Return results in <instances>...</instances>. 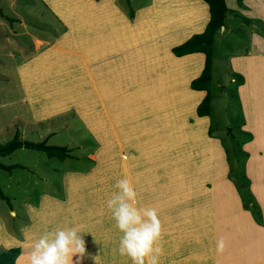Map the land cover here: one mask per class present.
I'll use <instances>...</instances> for the list:
<instances>
[{
  "label": "crops",
  "instance_id": "obj_1",
  "mask_svg": "<svg viewBox=\"0 0 264 264\" xmlns=\"http://www.w3.org/2000/svg\"><path fill=\"white\" fill-rule=\"evenodd\" d=\"M43 2L66 27L63 33L58 31L53 36L46 28L38 27L39 24H34L36 28H33L18 15L12 21L0 15V91L17 84L21 91L18 101L23 106L19 116H12L11 121L24 119L21 113L36 119L72 105L101 147L96 155L100 168L88 177H69V180L96 188L95 176L102 169L104 175H112L110 177L116 180L131 181L134 176L140 183L143 161L150 172L161 161L176 157L170 153V140L171 131L185 120L179 103L191 100L194 108L189 112L196 116L195 107L204 95V90L189 88V81L201 71L203 53L174 56L169 47L203 30L209 18L207 3L203 0H151L128 20L113 0ZM224 4L228 11L212 44L228 46L221 51L228 82L236 75L241 77V83L232 87L241 114L238 132L248 135L238 145L245 154L241 171L260 212L257 222L242 207L232 182L225 179V175L222 177L232 186L244 217L240 222L237 219L236 228V245L241 255L248 252L252 237H260L256 245L264 250V0H224ZM240 35L246 41L239 48L233 41ZM48 41H51L50 46L41 47ZM11 76H15V83ZM43 100L49 103L44 104ZM15 101L0 100V109L14 111ZM39 107L44 112H38ZM132 116L138 125L129 122L128 117ZM196 117L193 127L198 128L199 134L205 128L207 135V116ZM0 130L3 127L0 126ZM178 132L183 134L181 129ZM127 143L139 149L131 159L120 156ZM218 146L225 169L230 162ZM114 152L117 157L113 160ZM50 209L55 208L45 207L46 218L38 223L33 234L23 235L21 240L6 230V222L0 215V249L18 247L16 264H30L31 240L39 238L45 230L71 227H78L80 231L94 230L90 226L92 217L77 211L74 218L71 214V223H65L61 211L55 216ZM86 209L84 213L89 214ZM85 246L86 253L80 264H96L93 257L97 258V249L86 241ZM76 260L74 256V264ZM249 261L264 262V255Z\"/></svg>",
  "mask_w": 264,
  "mask_h": 264
},
{
  "label": "rangeland",
  "instance_id": "obj_2",
  "mask_svg": "<svg viewBox=\"0 0 264 264\" xmlns=\"http://www.w3.org/2000/svg\"><path fill=\"white\" fill-rule=\"evenodd\" d=\"M113 1L128 20H132L138 8L147 7L151 0ZM1 14V17H9L11 21L18 15L33 28L34 24H39L38 27L46 28L53 36L66 29L59 22L58 15L43 0H0ZM51 41L41 47L47 48ZM245 41V37L240 35L233 42L240 48ZM226 48L227 45H211L214 55L210 77L211 110L206 124V130L210 127V135L204 134L205 128L199 134L198 128L193 127L196 117L190 114L194 108L193 102L181 101L179 107L185 114V120L180 126L182 128L177 126L171 131L170 140V153L176 157L161 161L150 172L143 161L144 172L141 171L143 178L140 183H137V177L131 178L139 194L138 207L157 209L164 230L160 264H255L249 259L264 255L262 247L256 245L260 237L250 238L248 252L239 255L236 245L237 219L240 222L244 217L238 208L232 186L222 180L225 175V179L232 182L242 205V198L248 197L247 182L241 171L244 156L238 144L245 136L238 132L241 114L232 88L237 77L234 76L231 83L228 82L225 59L221 55V51ZM11 77L15 83V76ZM16 85L11 84L8 90L0 91V100H16L14 111L0 109V126L3 127L0 130V142L9 140L16 133L21 141L44 140L49 145L65 146L68 156L60 161L55 157H47L42 151L22 147L13 150L5 159H0L6 165L17 164L10 171L0 169V190L6 196V201L0 199V215L6 222V230L21 240L23 235L33 234L38 229V223L46 218L45 207H54L50 211L55 216L61 211L65 223H69L71 214L74 218L78 211L93 218L90 226L94 230L85 229L81 232L82 238L97 249L95 259L98 264H131L130 258L121 256L118 251L120 231L115 227V221L107 208V200L115 191L117 180L110 177L112 175H104L102 169L95 176L96 188L81 181L77 183L69 180V177H88L100 168L96 158L100 143L72 105L36 119L29 117L28 113H21L20 117L24 119L16 118L12 122V116H19L17 114L23 107L18 101L21 91ZM43 103L49 101L43 100ZM37 111L42 112L43 109L39 107ZM128 120L138 125L133 116L128 117ZM179 129L183 134H177ZM174 134L182 138L178 139ZM216 142L224 150L227 162H230L225 169ZM125 145L120 156L131 159L139 152L130 143ZM112 156L114 160L117 153H112ZM86 208L89 214L84 213ZM50 217L49 214L48 219ZM221 238L225 240L226 247L223 252H218L217 241ZM34 240H31L32 243Z\"/></svg>",
  "mask_w": 264,
  "mask_h": 264
},
{
  "label": "clouds",
  "instance_id": "obj_3",
  "mask_svg": "<svg viewBox=\"0 0 264 264\" xmlns=\"http://www.w3.org/2000/svg\"><path fill=\"white\" fill-rule=\"evenodd\" d=\"M114 188L107 208L122 233L118 242L120 255L129 257L131 264H160L164 230L157 209L138 207L139 194L126 178L117 180ZM82 234L78 227L45 230L32 243L30 264H74V256L75 264H80L86 253ZM225 247V240L219 239L217 251L223 252Z\"/></svg>",
  "mask_w": 264,
  "mask_h": 264
},
{
  "label": "trees",
  "instance_id": "obj_4",
  "mask_svg": "<svg viewBox=\"0 0 264 264\" xmlns=\"http://www.w3.org/2000/svg\"><path fill=\"white\" fill-rule=\"evenodd\" d=\"M208 5L209 18L205 23L203 30L199 33L191 34L183 42L174 45L170 48V52L174 56H182L189 53L201 52L204 55L203 66L200 73L189 81V88L193 90H204V95L201 100L197 103L195 107V114L198 117L208 116L210 114V100H211V87H210V77H211V66H212V50L211 45L213 41V36L216 30L222 25L225 13L228 11L224 0H203ZM131 16V14H129ZM236 84L241 83L240 75H236ZM244 134V133H243ZM207 135H210V127L207 129ZM245 135V134H244ZM248 135L245 136V141ZM239 145V144H238ZM28 148L35 149L44 152L47 157H55L58 160H63L68 156L67 149L65 146L49 145L45 141L32 142L27 140H19L16 133L12 137L0 143V157H4L13 150L17 148ZM245 156L244 153H242ZM17 164H3L0 161V169L5 171H10L15 168ZM243 175V174H242ZM244 177V176H243ZM244 180H247L244 177ZM248 184V182H247ZM247 199L242 198V206L244 209L248 210L253 216L254 220L259 222L260 212L258 206L253 201L247 189ZM0 199L6 201V196L0 190ZM250 203V205H248ZM254 208V209H253ZM20 252L18 247H11L0 251V264H16L14 262L16 256Z\"/></svg>",
  "mask_w": 264,
  "mask_h": 264
}]
</instances>
